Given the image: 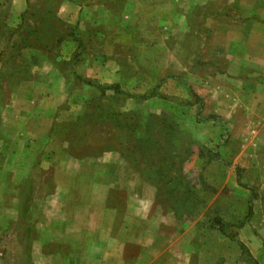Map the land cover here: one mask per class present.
Listing matches in <instances>:
<instances>
[{
  "label": "rangeland",
  "instance_id": "1",
  "mask_svg": "<svg viewBox=\"0 0 264 264\" xmlns=\"http://www.w3.org/2000/svg\"><path fill=\"white\" fill-rule=\"evenodd\" d=\"M33 260L264 264V0H0V264Z\"/></svg>",
  "mask_w": 264,
  "mask_h": 264
},
{
  "label": "crops",
  "instance_id": "2",
  "mask_svg": "<svg viewBox=\"0 0 264 264\" xmlns=\"http://www.w3.org/2000/svg\"><path fill=\"white\" fill-rule=\"evenodd\" d=\"M103 212H104V214L105 215H108L109 217H111V216H113L114 214L116 215V210H113L112 208H107V207H105V208H103ZM105 226V228L106 229H108L109 228V230H112V228L115 226L114 225V223H109L108 225H104ZM112 237V236H111ZM80 247V246H79ZM36 249V248H35ZM42 255L43 256H45V261L48 263V262H53L51 259H48L49 258V256H47V255H44L43 253H42ZM41 255V256H42ZM41 257H39V255H37V257H36V261H37V259H40ZM120 259H121V261L123 260V262H126V258L124 259V256H120ZM34 261V260H33ZM36 261H34V263L35 264H37L36 263ZM40 263V262H39ZM38 263V264H39Z\"/></svg>",
  "mask_w": 264,
  "mask_h": 264
}]
</instances>
